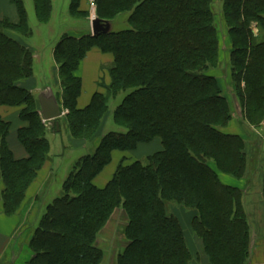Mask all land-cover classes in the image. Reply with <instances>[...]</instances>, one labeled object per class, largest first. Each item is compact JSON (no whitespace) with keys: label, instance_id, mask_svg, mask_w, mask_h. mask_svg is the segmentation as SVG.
<instances>
[{"label":"trees","instance_id":"1","mask_svg":"<svg viewBox=\"0 0 264 264\" xmlns=\"http://www.w3.org/2000/svg\"><path fill=\"white\" fill-rule=\"evenodd\" d=\"M80 1H71L70 12ZM13 2L19 21L0 20V106L19 109L17 140L25 154H15L9 141L12 121L0 115V219L17 217L26 208L51 159L49 126L38 95L27 86L35 77V51L24 38L33 30L25 0ZM33 2L37 19L48 22L54 0ZM96 3L98 18L109 23L128 13L129 28L83 37L67 32L56 43L62 104L68 110L65 129L89 151L68 173L61 194L43 198L25 223L33 229L28 242L33 257L24 264H250L264 227L249 213L245 196L250 195L223 177L246 180L260 158L256 151L263 153L249 135L226 129L234 98L250 124L264 120V0H221L219 12L216 0ZM217 13L231 40L224 83L211 72L224 71L218 69L223 46ZM253 23L263 33L261 41ZM92 47L113 55L111 81L79 107L83 84L77 68ZM119 96L111 111L110 102ZM111 112L118 130L105 128ZM149 145L157 150L145 161L127 163L125 156L104 187L96 184L115 152L131 154ZM260 172L251 180L258 181L256 201L262 203ZM177 208L187 214L186 226ZM119 212L125 218V245L111 253L103 236ZM17 230L4 237L19 236ZM189 231L201 246L196 251Z\"/></svg>","mask_w":264,"mask_h":264},{"label":"rangeland","instance_id":"2","mask_svg":"<svg viewBox=\"0 0 264 264\" xmlns=\"http://www.w3.org/2000/svg\"><path fill=\"white\" fill-rule=\"evenodd\" d=\"M72 0H54V12L48 22H41L37 19L34 2L33 0H25L28 17H29V24L33 30V34L24 38L27 46L30 49L35 51V62H34V74L35 79H31L27 86L30 89H33V93L39 96L38 89L39 86L44 88L47 84H51L54 86L56 93L58 94L57 98L61 104V111L62 116L58 119L59 123L61 124L60 131H57L48 121L47 124L49 126L47 131V138L51 144V154H50V161L45 166L43 172L40 174V179L36 182L32 189L29 192V200L26 202L25 207H30L32 210L29 212L31 215L26 217L19 214L17 217L20 219L21 224L12 231L10 236L14 235L16 230L19 232L20 236L12 237L9 241L5 240L0 245V264H18L17 263V254L15 253V242L17 241L18 237H22L26 240L31 238L33 229L29 227H24L25 223H28L32 220V215L35 212V206L40 204V201L44 198L47 200H51L54 196H59L61 193V185L63 181L66 179L68 173L73 169L74 164L76 161L84 154L89 151V148L80 147V143L74 142L71 140L69 132L65 129L63 118L68 113V110L62 104V96H61V81L58 74V66L54 59V49L56 47V43L59 41L61 36L64 33H70L76 37H83L91 35L93 36L92 32V20L94 18H98L97 14V3L96 0H81L80 6L75 13L72 11L70 12V5ZM215 10L217 12L221 9V0H216L214 5ZM81 14H79V12ZM128 13L121 14L117 18H115L112 22H110L111 30L119 31L123 29L129 28L128 23ZM7 19L9 22L16 24L19 21V13L17 6L13 2V0H0V20ZM217 22L220 28V40L223 46L221 48V62L219 63L218 69L222 71L220 74L218 71H211L215 75H220V80L224 83L222 79L227 78L228 75L226 73L227 70V63L230 57L231 51V40L230 37L227 36V32H225L224 22L222 19V15L217 13ZM253 31L257 36V39L261 41L263 39V33L259 30V26L257 23L252 24ZM14 35L13 33H11ZM15 36V35H14ZM18 36V35H17ZM20 37V36H18ZM22 37V36H21ZM20 37V38H21ZM229 46H228V45ZM113 65V55L111 53H104L98 47H92L88 50L82 58L79 67L77 68V75L81 77L83 87H85L86 93L85 98H89L93 92L98 90H102V85H108L111 81L109 70ZM226 73V74H225ZM229 94L234 93V85L228 86ZM83 92V91H82ZM55 93V94H56ZM83 94L81 93L80 96ZM122 99V96H119L117 99H114L110 102L111 111L114 110L116 107L117 102ZM233 105V119L228 124L226 132L233 133V134H247L249 135L251 145L256 149L258 146L262 147L261 155L257 153L259 160H256L255 163L251 164V176H248L246 180L244 179H235L231 176H224L223 179L226 182H231V185L240 186L245 189L246 193L250 196L248 197L249 206L252 210L251 215L256 219H260L264 217V199L263 202H257L258 193L261 196V192L258 188V181L251 180L252 174L257 170L260 169L261 176L264 175V120L258 126H254L250 124L244 117L243 111L239 106L238 101L234 98ZM82 103V102H80ZM78 102V105L80 104ZM13 109V108H12ZM10 109L4 106H0V115L3 114V117L12 121L15 124V127H19L22 122L19 120V109ZM6 113V114H5ZM5 115V116H4ZM17 124V125H16ZM105 128L107 130H118L119 127L113 121L112 112L107 120ZM13 130V129H12ZM12 130L9 136L11 147L15 152L18 150L15 149L14 145H19L22 149V146L18 144L19 142L17 139L13 140ZM79 147V148H78ZM156 147L153 145L149 146H140L138 150L127 154L123 152L117 151L113 155L112 162L106 167L104 172L98 176L96 179V184L99 187H104L108 180L113 177V174L125 156H127V163L134 161L137 158H141L143 161L146 160L147 155L154 152ZM253 148V149H254ZM259 149V147H258ZM255 162V161H254ZM212 165L216 168L214 163ZM255 181V182H254ZM257 181V182H256ZM35 189V191H34ZM48 190V191H47ZM38 194L40 198L37 199ZM178 214L181 217L182 222L186 226L189 219L187 214L181 208H177ZM259 211V213L255 214ZM34 216V215H33ZM16 218V216L14 217ZM17 220V218H16ZM125 225V218L122 213H117L113 217L112 221L108 225L106 232L104 233L103 238L105 241H110V250L111 253L114 249H118L125 245L123 239V230ZM21 227H23L21 229ZM21 229V230H20ZM7 234V233H5ZM22 235V236H21ZM187 236L189 237V241L191 242L194 251L198 248V245L195 244L193 241V235L191 231L187 232ZM4 249V250H3ZM3 250V251H2Z\"/></svg>","mask_w":264,"mask_h":264},{"label":"crops","instance_id":"3","mask_svg":"<svg viewBox=\"0 0 264 264\" xmlns=\"http://www.w3.org/2000/svg\"><path fill=\"white\" fill-rule=\"evenodd\" d=\"M46 88H51L54 91V93H56L54 86L51 85V84H47L46 86H44V88L39 86V88H37L39 90L38 93H40L43 89H46ZM82 91H83L82 92L83 95L79 97V103L80 102H82V103L79 104V107L86 106L90 102L91 97L93 95V94H91V96L89 98H87V97L85 98V95H84L86 93L85 87H83ZM60 106H61V104H60ZM1 115L3 116V114H1ZM19 126H20V124H19ZM17 129L18 128L15 127V124H13V122H12L11 130H12L13 140L17 139ZM16 142H18V141H16ZM14 147H15V149L18 150L17 152H15L16 150L14 151L17 156H19V157L24 156L25 152H24L23 149H21L19 147V145H14ZM104 170L102 171V173L104 172ZM226 183L231 184V182H226ZM238 187H240V186L238 185ZM240 188H242V187H240ZM248 197H249L248 195L245 196V202H246V204L248 206L249 213H253L251 208H250V206H249V202H248L249 198ZM29 212H30V207H26V208L21 210L20 214H22V216L26 217L27 214H29ZM257 213H259L258 210H257L256 214ZM16 218H17V220H16ZM16 218L2 217L0 219V234L1 233H7L5 235H1L0 236V245L3 243V241H5V240L8 241V238L6 239L4 236H6V235L10 236L12 234L11 232L14 231L15 229H17V227L21 224L20 219L18 217H16ZM258 221L261 222L262 226L264 227V217H261ZM29 239L26 240V239H24L22 237H18L17 241L14 244L15 245V250L14 251L17 254L16 258H17V263L18 264H24V263H26L27 261H29L33 257V252L28 246ZM263 240L259 239V240L256 241V245L254 246V248L252 250L251 263L250 264H264V241Z\"/></svg>","mask_w":264,"mask_h":264},{"label":"water","instance_id":"4","mask_svg":"<svg viewBox=\"0 0 264 264\" xmlns=\"http://www.w3.org/2000/svg\"><path fill=\"white\" fill-rule=\"evenodd\" d=\"M111 25L108 21L94 18L92 20L93 35L109 32ZM41 107V114L45 121H48L57 131H60L58 119L62 116L59 100L51 88L43 89L38 96Z\"/></svg>","mask_w":264,"mask_h":264}]
</instances>
